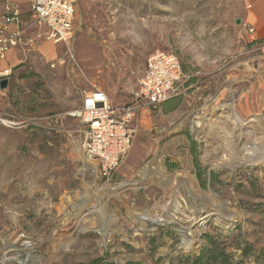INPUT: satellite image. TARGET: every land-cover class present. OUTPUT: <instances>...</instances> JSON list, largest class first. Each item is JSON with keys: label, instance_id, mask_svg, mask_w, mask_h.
Returning <instances> with one entry per match:
<instances>
[{"label": "rangeland", "instance_id": "obj_1", "mask_svg": "<svg viewBox=\"0 0 264 264\" xmlns=\"http://www.w3.org/2000/svg\"><path fill=\"white\" fill-rule=\"evenodd\" d=\"M243 4L75 0L69 46L0 74V264H188L209 238L264 264V54ZM157 53L176 55L187 79L133 110ZM94 86L132 110L131 147L109 179L90 158L89 170L77 114Z\"/></svg>", "mask_w": 264, "mask_h": 264}, {"label": "built area", "instance_id": "obj_2", "mask_svg": "<svg viewBox=\"0 0 264 264\" xmlns=\"http://www.w3.org/2000/svg\"><path fill=\"white\" fill-rule=\"evenodd\" d=\"M31 18L46 30L36 38L26 37L20 29L13 30L21 21L20 8L7 1L5 14L0 17V59L15 47L35 49L39 41L69 46L75 35V0H31ZM3 75V74H1ZM178 57L174 54L157 53L148 58L145 71L135 92L133 110L141 103L158 106L176 96L186 80ZM85 92L82 107L77 113L87 124L84 153L98 163L100 175L109 179L124 161L131 143L128 128V109H114L109 96L94 86Z\"/></svg>", "mask_w": 264, "mask_h": 264}, {"label": "crops", "instance_id": "obj_3", "mask_svg": "<svg viewBox=\"0 0 264 264\" xmlns=\"http://www.w3.org/2000/svg\"><path fill=\"white\" fill-rule=\"evenodd\" d=\"M7 1L17 4L20 8L21 21L18 26H12L13 30L20 29L24 36L36 38L44 32L45 27L37 25L31 18V0H0V17L5 14ZM244 6V19L255 38L261 42L264 54V0H242ZM63 44H54L51 41H39L35 49L16 47L12 48L4 59H0V74L9 73L20 64H28L38 55L43 59H49ZM57 52V51H56ZM38 54V55H37ZM56 54V53H55ZM37 55V56H36Z\"/></svg>", "mask_w": 264, "mask_h": 264}, {"label": "trees", "instance_id": "obj_4", "mask_svg": "<svg viewBox=\"0 0 264 264\" xmlns=\"http://www.w3.org/2000/svg\"><path fill=\"white\" fill-rule=\"evenodd\" d=\"M208 243L209 247L204 248L194 258L189 259L188 264H241L235 261L225 249L218 247L212 238L208 239ZM98 263L99 261H96L94 264Z\"/></svg>", "mask_w": 264, "mask_h": 264}, {"label": "bare ground", "instance_id": "obj_5", "mask_svg": "<svg viewBox=\"0 0 264 264\" xmlns=\"http://www.w3.org/2000/svg\"><path fill=\"white\" fill-rule=\"evenodd\" d=\"M230 118H232V117H230ZM233 119V118H232ZM237 120H239V118H237ZM236 120V121H237ZM242 122H244V124H242V125H245L246 124V122H245V120H243ZM241 125V126H242ZM243 133V132H242ZM241 136V135H240ZM244 136V135H243ZM79 152V151H78ZM247 153L245 154V156H249V152L248 151H246ZM86 162H88L89 163V170H92L93 171V173L95 174V175H97V168H96V166L94 165V163H92L91 161H90V159H89V157H86ZM247 162V161H246ZM156 164H157V166H156V168H158V166L160 165L159 164V161L158 162H156ZM160 167V166H159ZM151 168V167H150ZM149 168V169H150ZM155 168V169H156ZM142 174H143V172H142ZM145 175V174H144ZM153 176V175H152ZM94 180V179H93ZM87 183L89 184V185H92V186H95V184H94V181H87ZM86 185V184H85ZM87 186V185H86ZM125 186V184H122L119 188H122V187H124ZM118 187L117 188H115V189H113V190H118L119 189ZM107 190H110V189H100L99 190V193L101 194V195H103V194H106L107 192ZM176 202H178V201H176ZM178 205V204H177ZM172 210H173V212L175 213L176 211L175 210H177V207L176 206H173V208H172ZM171 210V211H172ZM181 216V215H180ZM145 218L144 219H149V216L148 215H145L144 216ZM173 215L172 214H170L168 217H167V219L168 220H170V221H174V220H178L179 218H174L173 219ZM166 219V220H167ZM151 220V219H150ZM153 221H155V219L153 220ZM155 222H159L160 223V220H157V221H155ZM162 222H164L163 220H162ZM186 223H189V222H186ZM193 227H194V224H192L191 226H188L186 229H184L185 231L183 232L184 233V237H185V248L187 249V250H191L192 248H193V245H194V243H193V237H194V232L195 231H193ZM27 243V242H26Z\"/></svg>", "mask_w": 264, "mask_h": 264}, {"label": "water", "instance_id": "obj_6", "mask_svg": "<svg viewBox=\"0 0 264 264\" xmlns=\"http://www.w3.org/2000/svg\"><path fill=\"white\" fill-rule=\"evenodd\" d=\"M240 23H241V20H238L237 21V24H240ZM8 85H9V79L5 78V79L1 80V82H0V88L2 90L7 89L8 88Z\"/></svg>", "mask_w": 264, "mask_h": 264}]
</instances>
